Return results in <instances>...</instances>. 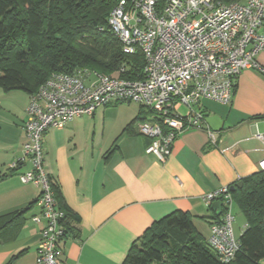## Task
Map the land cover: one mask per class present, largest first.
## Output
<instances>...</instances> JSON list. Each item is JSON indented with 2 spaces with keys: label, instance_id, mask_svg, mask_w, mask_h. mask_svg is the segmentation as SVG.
Returning a JSON list of instances; mask_svg holds the SVG:
<instances>
[{
  "label": "crops",
  "instance_id": "1",
  "mask_svg": "<svg viewBox=\"0 0 264 264\" xmlns=\"http://www.w3.org/2000/svg\"><path fill=\"white\" fill-rule=\"evenodd\" d=\"M256 60L264 67V49ZM25 98L18 123H13L21 140L0 145L8 152L0 157V216L29 208L12 235L0 239V264H34L40 238V226L30 220L38 212L30 205L40 190L18 177L30 166L27 160L18 162L29 95ZM118 104L98 107L92 115L75 117L43 134L44 169L62 202L77 216L74 234L63 240L60 264H123L144 230L176 210L190 212L201 234L204 223L208 238L215 212L203 195L258 170L264 158L263 144L254 137L256 131L264 135V73L255 68L241 71L229 104L202 99L193 105L206 127L181 131L163 162L144 152L148 139L131 123L139 107L123 111ZM177 112L185 115L188 110L179 106ZM207 128L215 143L209 141ZM15 161L18 167L11 169ZM242 220L238 237L245 227L243 215Z\"/></svg>",
  "mask_w": 264,
  "mask_h": 264
},
{
  "label": "built area",
  "instance_id": "2",
  "mask_svg": "<svg viewBox=\"0 0 264 264\" xmlns=\"http://www.w3.org/2000/svg\"><path fill=\"white\" fill-rule=\"evenodd\" d=\"M106 24L124 54L141 53L142 77L127 78L124 66L114 74L51 73L29 95L25 108V141L18 162L27 160L30 166L18 177L40 190L35 202L38 212L30 217L40 226L34 264H60L65 235L64 212L57 207L43 165L42 137L47 129L62 128L101 106L135 103L148 111L136 122L138 132L148 139L144 152L163 162L181 131L204 125L203 114L193 105L202 99L229 104L243 69L264 73L256 60L264 49V0H115ZM179 106L188 113L180 115ZM207 134L215 143L208 128ZM254 137L264 148V135L256 131ZM18 162L10 168L16 169ZM258 169L264 170V158ZM202 198L208 206L214 200L222 202L224 210L219 220L210 222L207 241L219 259L228 262L239 246L232 229L229 188Z\"/></svg>",
  "mask_w": 264,
  "mask_h": 264
},
{
  "label": "trees",
  "instance_id": "3",
  "mask_svg": "<svg viewBox=\"0 0 264 264\" xmlns=\"http://www.w3.org/2000/svg\"><path fill=\"white\" fill-rule=\"evenodd\" d=\"M114 2L0 0V89L31 95L51 73L72 74L84 68L110 74L124 66L127 78L142 77L141 53L124 54L106 24ZM138 107L139 113L131 123L143 120L148 114L143 106ZM49 178L57 207L64 212L65 239L74 234L72 222L77 216L62 202ZM240 180L241 186L229 191L244 217L245 227L230 261L219 259L207 238L195 228L190 212L176 210L144 230L128 248L123 264H261L264 170L258 169ZM35 202L36 199L30 206ZM28 208L29 205L0 216V239L12 235ZM223 210L220 215H213L212 220H219Z\"/></svg>",
  "mask_w": 264,
  "mask_h": 264
},
{
  "label": "rangeland",
  "instance_id": "4",
  "mask_svg": "<svg viewBox=\"0 0 264 264\" xmlns=\"http://www.w3.org/2000/svg\"><path fill=\"white\" fill-rule=\"evenodd\" d=\"M85 70L92 71L87 68H84L81 71ZM111 74H114V72H112ZM25 96L26 93L20 90H11L9 92H4L2 89H0V145H4L8 142L10 143L13 140H18V142L21 140L22 137H20L19 134L16 133L13 123H18L19 117L17 118L16 115H18L23 108V104L25 103L26 99ZM118 105H120V108L123 111H127L133 109V107L135 106H138L135 103H121ZM181 111H183V108L181 109ZM2 147L3 146H0V157H6L8 152H6ZM232 214L234 215V220L232 223V229L234 231L233 233L235 237H238L236 228L238 225L243 223V220L242 214L238 210L235 203L232 204ZM199 229L201 231L203 230V234L205 236L207 227L204 223L199 226Z\"/></svg>",
  "mask_w": 264,
  "mask_h": 264
},
{
  "label": "water",
  "instance_id": "5",
  "mask_svg": "<svg viewBox=\"0 0 264 264\" xmlns=\"http://www.w3.org/2000/svg\"><path fill=\"white\" fill-rule=\"evenodd\" d=\"M242 181H237L234 185L229 186V190H233L235 187L241 186ZM211 210L215 212L216 215H220L222 210V202L221 200H214L210 205Z\"/></svg>",
  "mask_w": 264,
  "mask_h": 264
}]
</instances>
